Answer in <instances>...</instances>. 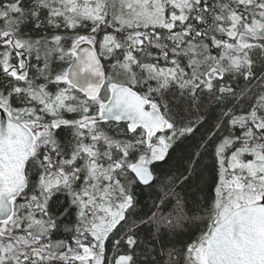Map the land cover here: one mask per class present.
<instances>
[{
	"label": "snow or ice",
	"instance_id": "6c2138e0",
	"mask_svg": "<svg viewBox=\"0 0 264 264\" xmlns=\"http://www.w3.org/2000/svg\"><path fill=\"white\" fill-rule=\"evenodd\" d=\"M0 264H264V0H0Z\"/></svg>",
	"mask_w": 264,
	"mask_h": 264
}]
</instances>
